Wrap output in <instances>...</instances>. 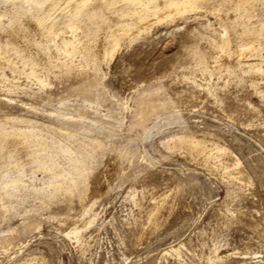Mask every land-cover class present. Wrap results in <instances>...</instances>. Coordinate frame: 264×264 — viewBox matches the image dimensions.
<instances>
[{"label": "rangeland", "instance_id": "rangeland-1", "mask_svg": "<svg viewBox=\"0 0 264 264\" xmlns=\"http://www.w3.org/2000/svg\"><path fill=\"white\" fill-rule=\"evenodd\" d=\"M54 1L0 0V264H264V7L163 10L111 59L126 4L71 32Z\"/></svg>", "mask_w": 264, "mask_h": 264}, {"label": "bare ground", "instance_id": "bare-ground-1", "mask_svg": "<svg viewBox=\"0 0 264 264\" xmlns=\"http://www.w3.org/2000/svg\"><path fill=\"white\" fill-rule=\"evenodd\" d=\"M7 1V0H6ZM10 1V0H9ZM19 1V0H18ZM22 1V0H21ZM27 2L28 1H34L37 6L39 5L40 6H43L44 4L50 2V3H53L52 6L54 9L56 5V3H54L55 1L54 0H26ZM90 1L91 0H78V1H74V8L73 10L69 11L71 13H67V15L70 14V16L67 18L66 16V20L62 21L64 26L65 27H69L68 29L71 30L72 32V29L73 31L76 30L77 26H75L74 22H75V19L77 17L78 14H81L83 12H87L86 9L88 7V5L90 4ZM95 1V0H94ZM101 1V0H100ZM208 1L210 0H104V3H102V7H103V4L106 6V9L109 11V9H116L117 7H119L118 5H120V3L122 4H126L124 5V8L119 10L118 8V14L120 15L121 17V20L118 23L117 25V28H116V31L114 32L113 29H108V44L109 46L107 47V54L109 55V57L111 59H113L117 49H118V45L120 44L122 38L124 36H128L130 34V31H133L132 29L135 28L137 26V24L139 23H143L145 21H148V20H151V18L153 17H157L160 12H162L163 10H172L174 9L179 11L181 10L182 8L186 10V8H192L193 7H199V5L201 4H204V3H207ZM241 2H238L236 3V6L237 4L240 3V7H238L240 10H244L243 12L245 13V11H254L256 9L257 6H263L264 7V0H240ZM14 2V1H13ZM25 2V1H24ZM26 2V3H27ZM33 2V4H34ZM57 2V1H56ZM20 3V2H19ZM29 3V2H28ZM25 4V3H24ZM35 4V5H36ZM95 4V3H94ZM30 5V4H29ZM217 5V4H216ZM73 6V5H72ZM71 6V7H72ZM94 6V5H93ZM126 6V7H125ZM215 6V5H213ZM239 6V5H238ZM101 7V8H102ZM109 9H108V8ZM262 7V8H263ZM70 8V7H69ZM91 8V7H90ZM95 8V7H94ZM104 8V7H103ZM213 8V7H212ZM259 8V7H258ZM50 9V10H52ZM58 9V8H57ZM72 9V8H71ZM93 9V8H92ZM96 9V8H95ZM237 9V8H236ZM264 9V8H263ZM38 10V9H37ZM89 11V10H88ZM106 11V10H105ZM237 11H239L237 9ZM94 13V11H91ZM181 12V11H179ZM184 12V11H183ZM242 12V13H243ZM34 13V12H33ZM36 13V12H35ZM98 13V12H97ZM251 14V12H249ZM90 14V13H89ZM179 14V13H178ZM249 14V15H250ZM264 14V13H263ZM34 15V14H33ZM32 15V16H33ZM99 15V14H98ZM104 15V14H102ZM101 15V16H102ZM117 15V14H116ZM246 15V14H245ZM244 15V16H245ZM51 15H50V11L47 13L43 12L42 14L37 12L33 18H34V21H36L37 25L39 26H45L46 25V22L49 21L51 18ZM94 17V16H93ZM169 17V16H168ZM81 18V17H80ZM97 18V17H96ZM95 18V20H96ZM161 18V17H160ZM65 19V18H64ZM78 19V18H77ZM103 19V18H101ZM109 19V18H108ZM250 19V18H249ZM260 19V18H259ZM248 20V19H247ZM263 20V18H262ZM55 21V20H54ZM79 21V19H78ZM78 21H76L78 23ZM91 21V20H90ZM98 21H101V20H98ZM103 21V20H102ZM112 21V20H111ZM234 21V20H233ZM61 22V23H62ZM92 22V21H91ZM51 23V22H50ZM61 23H59L61 25ZM93 23V22H92ZM100 23V22H99ZM52 24V23H51ZM89 24V22H88ZM91 24V23H90ZM110 25V24H109ZM86 26V25H85ZM92 27L94 26V23L93 25H91ZM116 26V24H115ZM261 26L264 27V20L263 22L261 23ZM63 27V26H62ZM62 27H59V25H56L55 23H53L52 25H50L48 28H47V32L51 35H53L54 33H58L61 34L60 32L62 31ZM89 27V26H88ZM91 27V28H92ZM110 27V26H108ZM112 27V26H111ZM261 27V28H262ZM90 28V29H91ZM137 28V27H136ZM257 28V27H256ZM46 29V28H45ZM83 29V28H82ZM140 29V28H139ZM259 29V28H258ZM264 29V28H263ZM86 30H89V29H86ZM98 30V29H97ZM96 30V31H97ZM260 30V29H259ZM92 31V30H91ZM107 31V29H106ZM250 32V31H249ZM89 33V31H88ZM91 33V32H90ZM97 33V32H96ZM95 33V34H96ZM133 33V32H132ZM251 33V32H250ZM255 35V33H253ZM58 35V34H57ZM62 35V34H61ZM60 35V36H61ZM78 35V34H77ZM83 35V34H82ZM95 36L94 33L93 34H87V37H91V36ZM250 35V34H249ZM261 35V34H260ZM45 36V34H44ZM55 36V34H54ZM59 36V35H58ZM57 36V37H58ZM70 36V35H69ZM74 36V35H73ZM98 36V35H97ZM105 36V35H104ZM257 36V35H256ZM259 36V34H258ZM257 36V37H258ZM262 36V35H261ZM56 37V36H55ZM65 37V36H64ZM72 38V36L70 37ZM75 37H73L72 39H67V38H62V41L59 45H57V50H61L63 51L64 53H72L73 50L77 48V43L74 39ZM93 38V37H92ZM91 38V39H92ZM96 38V37H95ZM104 38V37H103ZM105 37V39H107ZM245 39V38H244ZM255 39V38H254ZM57 40V39H56ZM94 41V40H93ZM86 42V41H85ZM254 43V42H253ZM258 43V42H257ZM107 44V43H106ZM226 44V43H225ZM223 44V45H225ZM251 44V43H250ZM84 45V44H83ZM222 45V46H223ZM249 45V44H248ZM244 46L242 47L241 49V54L244 55V54H249V53H252V52H255V51H258L260 49L257 50V46L255 45H249V46ZM258 45V44H257ZM55 46H56V43H55ZM96 46V45H95ZM259 46V45H258ZM79 47V46H78ZM84 47V46H83ZM257 47V48H256ZM89 48V47H88ZM93 48V47H92ZM99 48V47H98ZM224 48V47H223ZM222 48V49H223ZM261 48V47H260ZM263 48V47H262ZM84 49V48H83ZM228 49V48H227ZM89 50V49H88ZM87 50V51H88ZM262 50V49H261ZM85 50V52H87ZM106 51V50H105ZM263 51V50H262ZM81 52V51H80ZM60 53V52H59ZM88 53V52H87ZM106 53V52H105ZM240 54V55H241ZM247 54V55H248ZM261 54V53H260ZM260 54H258L259 56H261ZM241 55V56H242ZM250 55V54H249ZM253 55V54H252ZM255 56V55H254ZM258 56V57H259ZM261 57H264V56H261ZM90 58V57H89ZM239 58V57H238ZM263 59V58H262ZM251 65V64H250ZM259 67V66H258ZM250 68V67H249ZM261 71V70H260ZM32 73V72H31ZM34 75V74H33ZM75 234H77L78 232H74Z\"/></svg>", "mask_w": 264, "mask_h": 264}]
</instances>
